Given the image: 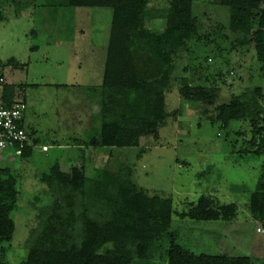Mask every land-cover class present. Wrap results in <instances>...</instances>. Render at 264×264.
I'll use <instances>...</instances> for the list:
<instances>
[{"label":"rangeland","instance_id":"1","mask_svg":"<svg viewBox=\"0 0 264 264\" xmlns=\"http://www.w3.org/2000/svg\"><path fill=\"white\" fill-rule=\"evenodd\" d=\"M16 2H21L16 8L13 0L0 5L6 18L0 21V101L8 93L12 101L26 105L24 126L36 145H31L28 158L8 164L18 199L9 214L13 235L0 245L6 264H22L37 213L52 201L41 176L55 163L65 172L83 167L86 176L96 169L116 175L132 167V181L150 196L171 198L177 214L188 212L203 195L218 206L236 203L234 224L197 222L173 214L170 232L176 243L195 255L248 256L252 264H264V227L244 206L256 188L264 155L243 152L252 138L249 119L222 128L216 111L235 97L251 105L254 91H264V63L257 61L252 44L242 43V35L228 30V9L214 0H194L199 32L173 56L165 93L168 117L159 129V140L145 137L138 147L109 149L79 146L90 136L86 132L100 124L98 90L111 11L71 8L63 5L64 0ZM165 4L153 0L149 6L159 10ZM154 22L147 24L154 29ZM158 24L163 28L162 20ZM138 60L142 65L144 58ZM184 82L204 88L212 99L186 98ZM9 154L4 151L0 156ZM258 228L262 233H256ZM161 248H166L164 242ZM164 255L157 252L154 260L166 264Z\"/></svg>","mask_w":264,"mask_h":264},{"label":"trees","instance_id":"2","mask_svg":"<svg viewBox=\"0 0 264 264\" xmlns=\"http://www.w3.org/2000/svg\"><path fill=\"white\" fill-rule=\"evenodd\" d=\"M152 1L64 0L63 5L71 8L111 11L102 85L98 90L100 124L86 132L90 136L79 147L133 148L145 137L159 140V129L168 117L165 93L173 56L198 36L199 20L194 14V0H163L166 7L159 10L149 6ZM214 3L228 9V30L242 35V43L252 44L257 61L264 63V0ZM13 4L16 8L21 2L13 0ZM5 19L0 7V21ZM151 20L156 22L154 29L147 24ZM161 20L164 26L159 29ZM138 58H144L142 65ZM182 89L188 99H212L202 87L184 82ZM1 101L14 103L8 93ZM263 105L264 91L256 89L251 105L235 97L216 109L222 128L232 121L249 119L252 138L244 154L264 155V126L259 127V122H264ZM32 149L26 146L20 156H0V245L13 235L9 214L18 199L16 178L8 164L16 163V158H28ZM133 172L127 166L116 175L96 169L92 176H86L83 167L65 172L55 163L49 174L41 176L52 201L37 213L38 223L26 241L22 264H158L154 260L157 252L159 256L165 254L166 264H252L248 256L195 255L176 243L170 232L172 216L177 214L173 201L148 195L132 181ZM244 206L264 227V161L256 188ZM189 207L188 212L177 215L197 222H232L237 216L236 203L218 206L206 195ZM0 264H6L1 250Z\"/></svg>","mask_w":264,"mask_h":264},{"label":"built area","instance_id":"3","mask_svg":"<svg viewBox=\"0 0 264 264\" xmlns=\"http://www.w3.org/2000/svg\"><path fill=\"white\" fill-rule=\"evenodd\" d=\"M25 110L23 102L6 104L0 101V152L10 151L20 156L26 146L32 145L24 126ZM257 232L262 233V229L258 228Z\"/></svg>","mask_w":264,"mask_h":264},{"label":"crops","instance_id":"4","mask_svg":"<svg viewBox=\"0 0 264 264\" xmlns=\"http://www.w3.org/2000/svg\"><path fill=\"white\" fill-rule=\"evenodd\" d=\"M23 121H24V120H23ZM24 125H25V123H24ZM43 147H46V146H43ZM231 224H234L233 221L231 222ZM256 233H258V232H256ZM258 234H259V233H258Z\"/></svg>","mask_w":264,"mask_h":264}]
</instances>
